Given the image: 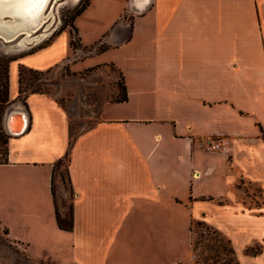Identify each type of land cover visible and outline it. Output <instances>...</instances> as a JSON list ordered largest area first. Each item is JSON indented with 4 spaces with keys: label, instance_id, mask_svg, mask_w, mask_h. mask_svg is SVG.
<instances>
[{
    "label": "crops",
    "instance_id": "crops-1",
    "mask_svg": "<svg viewBox=\"0 0 264 264\" xmlns=\"http://www.w3.org/2000/svg\"><path fill=\"white\" fill-rule=\"evenodd\" d=\"M70 29L75 46L65 29L9 64L28 127L0 164L4 237L40 264H192L191 225L203 222L238 264H264V248L245 252L264 242V209L244 188L264 198V0H90ZM63 62L76 74L112 67L126 92L74 137L54 98H18L20 66ZM64 158L70 229L50 187Z\"/></svg>",
    "mask_w": 264,
    "mask_h": 264
},
{
    "label": "rangeland",
    "instance_id": "rangeland-1",
    "mask_svg": "<svg viewBox=\"0 0 264 264\" xmlns=\"http://www.w3.org/2000/svg\"><path fill=\"white\" fill-rule=\"evenodd\" d=\"M87 1L50 0L45 9V15L50 14L49 23H53V28L50 35L37 45H30L20 51H13L10 50V46L0 43V86L3 74L1 66L3 60L34 53L42 47L45 48L65 29H69L72 32L71 43L75 46L76 39L70 28L75 13ZM37 33H40V31ZM35 71L37 72L26 71L23 82L24 90L27 91L26 93L34 90L41 91L54 98L68 116L72 137L95 123L94 120L98 117L99 107L102 102L117 100L121 96L120 92L122 93L121 77L114 68L109 66L76 74L70 71L69 66L63 62L47 71ZM12 103L10 102L3 112L2 128L5 112ZM1 107L3 106L0 104V110ZM65 167L66 164L61 165L57 169L54 185L58 212L62 221H68L70 205L73 199L66 177H64L65 180L61 181L59 176V173H64ZM246 187L247 185H244L246 195L250 199L253 198V201H250V205L254 206L255 202L260 209H264V198L260 189L252 185ZM191 230L192 264H237L232 244L226 236L203 222H199V224H196V222L192 223ZM249 248L253 250L264 248V242L251 244L246 250ZM0 259L7 264H40L28 259L23 249L6 239L2 232H0Z\"/></svg>",
    "mask_w": 264,
    "mask_h": 264
},
{
    "label": "bare ground",
    "instance_id": "bare-ground-1",
    "mask_svg": "<svg viewBox=\"0 0 264 264\" xmlns=\"http://www.w3.org/2000/svg\"><path fill=\"white\" fill-rule=\"evenodd\" d=\"M50 0H0V36L5 41L12 40L23 31L34 33L40 28V33L21 39L11 44L10 50L20 51L30 45H37L45 40L51 33L53 23H49V16L45 15V9ZM58 1V0H55ZM9 15L10 21H3V17ZM20 112L25 125L26 114L22 108H16ZM22 126V124L20 125Z\"/></svg>",
    "mask_w": 264,
    "mask_h": 264
},
{
    "label": "trees",
    "instance_id": "trees-1",
    "mask_svg": "<svg viewBox=\"0 0 264 264\" xmlns=\"http://www.w3.org/2000/svg\"><path fill=\"white\" fill-rule=\"evenodd\" d=\"M89 1L90 0H88L87 3H85L83 6H81V8L79 10H77V12L75 13L74 19H75L76 16H78L86 8V6L88 5ZM42 48H44V47H42ZM42 48H40V49H42ZM29 54H32V53H29ZM16 59H17V57L12 58V59H6V60H3L2 64H1L3 74H2V82H1V86H0L1 87V90H0V94H1V96H0V104L3 107H1V110H0V164H6L7 163L8 140H9L10 137L5 133V131L2 128V115H3L4 110L10 104V100H9V79H8L9 64L12 61L16 60ZM26 71L37 72L35 70L29 69V68L24 67V66H20L19 67V69H18V88H19L18 89V93H19V97L18 98H20V99L22 97H25L28 94V93H26L27 91L24 90V88H23L24 75H25ZM30 93H42V94H45V93H43L41 91H37V90L31 91ZM120 95H121L120 98L117 99L116 101H125L126 100V92L124 90L123 85H122V93L120 92ZM64 164H66L65 171L63 173L64 175L62 173H59V176H60L61 181L65 180L64 177H66V180L69 183L70 192L72 194V190H71V187H70V178H69V174H68V167H67V158H64V159L58 161V163H56L54 165L53 172H52V175H51V178H50V187H51L52 196L54 198V205H55V210H56V219H57V223H58V225L60 227H62L61 226L62 222H61V219H60V216H59V212H58V206H57V202H56L54 185H55L57 169L61 165H64ZM71 215H72V205H70L69 220H68V226H67L68 229L71 228ZM196 224H199V222H196ZM261 251H262L261 248H257L255 250H253L252 248H249V249L246 250L247 254L251 255V256H255V255L261 253ZM233 253H234V250H233ZM234 256H235V253H234ZM235 259H236V256H235ZM237 264H238V261H237Z\"/></svg>",
    "mask_w": 264,
    "mask_h": 264
},
{
    "label": "water",
    "instance_id": "water-1",
    "mask_svg": "<svg viewBox=\"0 0 264 264\" xmlns=\"http://www.w3.org/2000/svg\"><path fill=\"white\" fill-rule=\"evenodd\" d=\"M3 21H10L11 17L9 15L4 16ZM40 30H36L34 33H30L29 31H23L16 35L12 40L5 41L3 37L0 36V43L2 45H8L11 46V44L20 41L23 38L30 37L31 35L37 33ZM27 119V116H26ZM22 124V126H20ZM28 127V119L27 124L25 125V121L23 120V117L21 116L20 112H17L16 108L10 106L4 115L3 118V128L5 133L9 137H16L22 135Z\"/></svg>",
    "mask_w": 264,
    "mask_h": 264
},
{
    "label": "built area",
    "instance_id": "built-area-1",
    "mask_svg": "<svg viewBox=\"0 0 264 264\" xmlns=\"http://www.w3.org/2000/svg\"><path fill=\"white\" fill-rule=\"evenodd\" d=\"M208 150L212 152H220L225 149L226 143L214 139H208L206 142Z\"/></svg>",
    "mask_w": 264,
    "mask_h": 264
}]
</instances>
